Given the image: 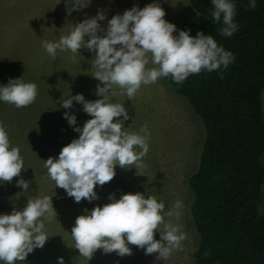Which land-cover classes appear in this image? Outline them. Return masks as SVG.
<instances>
[{
  "label": "clouds",
  "instance_id": "obj_1",
  "mask_svg": "<svg viewBox=\"0 0 264 264\" xmlns=\"http://www.w3.org/2000/svg\"><path fill=\"white\" fill-rule=\"evenodd\" d=\"M60 2L56 0V4ZM63 3L66 14H71L89 6L91 0H63ZM211 5L212 19L222 21L220 34L231 36L238 28L233 20V0H211ZM247 6L255 8L256 0H248ZM164 16L157 0L143 7L134 4L110 18L98 8L95 15L75 23L58 41L42 42L53 60L58 51L75 54L83 47L89 53L94 52L96 71L91 75L100 82L95 86L98 98L86 100L81 93L68 94L59 99L57 107L72 109L75 101L90 118L78 126L75 113L64 111L62 117L78 136L63 145L55 159L50 156L44 160L49 178L74 202L96 200L94 188L111 181L115 167L134 168L137 175L146 176L143 157L148 152L150 133L147 125L138 132H129L123 126L129 116L123 103L111 102L113 85L130 100L142 84L168 76L180 84L190 74L227 68L234 60L233 54L218 46L211 35L199 31L195 36L189 35L187 29H177ZM100 21H106V25L102 26ZM149 63L155 67H146ZM36 96L37 85L20 77H10L0 84V102L16 108L30 105ZM24 169L19 149L10 146L8 133L0 125V185L16 177L20 192L27 191L30 182L20 177ZM107 199V203L84 209L71 227L73 247L86 264L97 249L123 257L131 255L129 245H135L145 255L155 254L159 264L173 251L182 249L185 233L173 222L182 215L181 200L165 211L162 200L145 197L140 192L122 193L119 198L109 193ZM52 217H56V212L48 195L27 200L19 210L13 207L9 213H0V264H26V256L43 247L50 236L42 218ZM165 217L169 218L167 222ZM160 225L163 231L159 230ZM154 230L159 239H154ZM56 264H65L63 257H57Z\"/></svg>",
  "mask_w": 264,
  "mask_h": 264
},
{
  "label": "rangeland",
  "instance_id": "obj_2",
  "mask_svg": "<svg viewBox=\"0 0 264 264\" xmlns=\"http://www.w3.org/2000/svg\"><path fill=\"white\" fill-rule=\"evenodd\" d=\"M151 2L91 0L89 6L66 14L63 0L59 4L56 0H0V84L6 83L10 77H20L37 85V96L26 107L16 108L0 102V125L8 133L10 146L17 147L23 158L25 169L20 177L30 182V188L25 192H20L15 184L16 177L1 185L6 195H0L4 202L0 203V213H9L13 207L19 210L27 200L45 195L51 196L56 212V217L42 218L45 231L50 236L43 247L26 256V264H56L57 257H63L65 264H86L73 247L71 227L75 217L84 209L90 210L94 205L107 203L109 193L119 198L127 192L156 197L164 202L165 211L176 200L183 202L182 215L179 220L173 219L185 233L182 249L173 251L160 264H194L192 253L198 244V234L189 211L193 193L187 179L197 170L205 134L202 122L187 100L175 93L164 78L148 85L142 84L130 100L122 89L113 85L115 96L113 93L110 97L111 102L123 103L126 108L129 119L124 121L123 126L129 132H138L141 126L147 125L149 147L143 157L147 177L137 175L134 168L115 167L112 180L94 188L98 197L96 200L89 202L81 199L77 203L62 188L55 186L44 168L45 159L50 156L55 159L61 147L78 136L62 117V111L74 112L78 126L90 118L75 101L72 109L57 108L59 99L66 98L68 94L81 93L86 100H95L98 98L95 86L100 82L91 75L96 71L92 58L94 52L89 53L83 47L78 49L80 54L58 51L53 60L42 47V42L58 41L62 35L68 34L75 23L85 16L95 15L98 8L110 18L134 4L143 7ZM157 2L164 9V19L174 23L177 29L186 21L198 19L189 0ZM99 23L106 25V21ZM146 67L155 66L149 63ZM122 91L123 95L119 94ZM261 100L264 108V90ZM258 212L264 213V194L258 203ZM168 220L165 217V221ZM159 230H164L163 225L159 226ZM154 239H159L155 230ZM129 247L131 255L123 257L115 252L104 254L97 249L87 264H154L155 254L145 255L142 248L135 245Z\"/></svg>",
  "mask_w": 264,
  "mask_h": 264
},
{
  "label": "trees",
  "instance_id": "obj_3",
  "mask_svg": "<svg viewBox=\"0 0 264 264\" xmlns=\"http://www.w3.org/2000/svg\"><path fill=\"white\" fill-rule=\"evenodd\" d=\"M233 3L238 28L231 36L220 34L222 21L212 19L211 0H189L198 19L180 27L192 36L211 35L233 62L190 74L180 84L164 77L187 100L205 134L197 170L187 179L198 234L194 264H264V213L258 212L264 194V0H256L255 8L248 0Z\"/></svg>",
  "mask_w": 264,
  "mask_h": 264
},
{
  "label": "water",
  "instance_id": "obj_4",
  "mask_svg": "<svg viewBox=\"0 0 264 264\" xmlns=\"http://www.w3.org/2000/svg\"><path fill=\"white\" fill-rule=\"evenodd\" d=\"M260 189L262 192H264V177L262 183L260 184Z\"/></svg>",
  "mask_w": 264,
  "mask_h": 264
},
{
  "label": "crops",
  "instance_id": "obj_5",
  "mask_svg": "<svg viewBox=\"0 0 264 264\" xmlns=\"http://www.w3.org/2000/svg\"><path fill=\"white\" fill-rule=\"evenodd\" d=\"M113 93H114V96H115V90L113 89ZM119 94L123 95V91L120 92ZM127 97V96H126Z\"/></svg>",
  "mask_w": 264,
  "mask_h": 264
}]
</instances>
